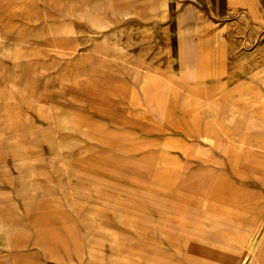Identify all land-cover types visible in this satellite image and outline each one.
Returning <instances> with one entry per match:
<instances>
[{
  "label": "rangeland",
  "instance_id": "1",
  "mask_svg": "<svg viewBox=\"0 0 264 264\" xmlns=\"http://www.w3.org/2000/svg\"><path fill=\"white\" fill-rule=\"evenodd\" d=\"M17 1L0 0V222L11 225L0 264H264V152L227 157L210 144L209 107L186 99L197 71L178 61H192L181 45L225 43L200 56L226 61L219 91L249 82L235 53L246 47L225 40L237 25L222 1L201 0L184 18L174 0H109L101 10L96 0H35L33 21L13 14ZM194 26L203 31H183ZM262 45L257 36L250 50ZM147 67L190 82L153 95ZM64 115L90 130L66 131ZM211 216L227 221L211 230Z\"/></svg>",
  "mask_w": 264,
  "mask_h": 264
},
{
  "label": "bare ground",
  "instance_id": "2",
  "mask_svg": "<svg viewBox=\"0 0 264 264\" xmlns=\"http://www.w3.org/2000/svg\"><path fill=\"white\" fill-rule=\"evenodd\" d=\"M39 1L42 2L45 8H55L56 6H58L59 3L57 0ZM34 2L35 0H18L15 4L13 14L15 16L21 17L25 21H33L39 19L36 9H34V7L32 6ZM44 2H47L48 5L46 6ZM107 3H109V0H96V4H98L100 10L108 9L109 5ZM88 7L90 8V10H92V6L89 5ZM74 8L77 10H81L82 6L76 4ZM182 11V15H185L184 18H186V16L195 17V15L198 13V9L193 4H189V6L184 7ZM208 20L212 22V20ZM218 30L219 32L221 31V29ZM38 31L39 30H34L30 33L38 34ZM183 31L188 33H201L203 29L194 26V28L192 27L191 29L189 28ZM205 41L207 40L204 39V41L201 40L199 42H195L196 46L191 49L189 43L187 45L179 46L180 49L184 50V54H189L191 56L190 58H192V61L190 63H187L186 59L183 56L182 58L178 59V61L179 65L183 68L191 69L190 67H193L194 70L197 71V75L195 76L197 77L195 78L197 80H193L192 86L187 91H185L186 99L194 100L198 104H203L209 107V117L211 118V131L207 135V139L214 148H217L223 153H225L227 157L231 155H236L238 153V150L242 147L264 151V116L258 115L262 113L264 114V100H260L261 97H258V90L254 86H252V84L250 85L249 83L243 84V88L239 94L236 93L233 95V93L231 92V87H229L227 83L226 87L223 88L224 90L219 91V83L221 82L220 77L226 72V61L222 58H218L216 60L209 61V63H206L203 58H200V56L206 50L214 52L221 51L225 46V43L209 44L210 42ZM96 48L102 47L98 46ZM176 58L177 57L171 60L175 62ZM13 74L15 75L16 72H14ZM143 74L145 91H152L153 95H155V91H158L157 95H159V97H162L166 93V89H168V87L169 89L172 87L181 88L182 83L186 82L184 78L178 76L176 71H174L172 68L169 69L168 67L165 68V72H161L156 67H147L143 70ZM207 77L214 78L215 81L212 86H207L204 84L203 80H205ZM252 78H259L258 80L264 87V75L260 74V71L254 73ZM27 82L29 83V81ZM187 82H190V80H188ZM239 101L244 102V104H238ZM166 110L167 102L165 105L164 115L166 113ZM242 115L244 117L248 116V118H240L239 122L236 123L237 116ZM24 119L26 120L27 118L25 117ZM247 120H250L251 122H247ZM57 124H59V126H61L66 131L78 130L82 133H87L90 130L88 125L82 124L78 119L71 115H64L59 117L57 120ZM239 126L241 128L243 127V129L241 132L237 133L235 132V130L238 129ZM13 138L16 145L21 146L22 152L25 153L18 133L14 134ZM74 143H76V139H73L72 144ZM62 146H64V144L56 143L55 150L59 151ZM213 155H215V153H213ZM32 174L33 173L30 170L28 175L31 176ZM208 214L212 213H205L201 216L208 219L209 217H205L208 216ZM226 221L227 219L225 218L211 216L210 221H206V224L211 230H214L215 225L224 224L226 223ZM10 230L11 225L5 223L3 224L0 222V232H2L4 235H9ZM184 236L186 240H188L187 237L189 238V236ZM200 240L203 243L207 242L204 238H200ZM209 240H211V238H209Z\"/></svg>",
  "mask_w": 264,
  "mask_h": 264
},
{
  "label": "crops",
  "instance_id": "3",
  "mask_svg": "<svg viewBox=\"0 0 264 264\" xmlns=\"http://www.w3.org/2000/svg\"><path fill=\"white\" fill-rule=\"evenodd\" d=\"M179 1L178 12L182 11L186 5L193 4L197 9L203 10L202 5L200 4L201 0H174V2ZM216 1V0H214ZM223 3L224 10L226 14L224 16H230L234 25H237V29L234 35L228 36L227 41H233L237 45L240 42L246 47L245 51L239 49L235 51L236 57H245V67L249 71V75L246 76L249 84H261L258 79L253 80L252 76L254 73L264 70V61L258 66L255 71L252 66L253 58H264V45L262 49L258 47L254 50L251 49L255 37L264 36V0H221ZM177 12V13H178ZM219 20H214L215 23H218ZM222 21V19H220ZM218 27L222 30V25L219 24ZM260 31V33H258ZM238 32V33H237ZM223 35V34H222ZM224 36V35H223ZM251 58V59H250ZM240 83V80L238 81ZM236 83L235 85H237ZM247 83V84H248ZM264 90V87H259ZM258 150V149H256ZM261 152H264L260 150Z\"/></svg>",
  "mask_w": 264,
  "mask_h": 264
}]
</instances>
